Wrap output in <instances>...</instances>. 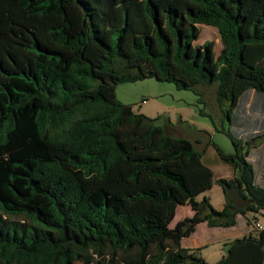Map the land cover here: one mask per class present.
<instances>
[{
    "label": "trees",
    "instance_id": "16d2710c",
    "mask_svg": "<svg viewBox=\"0 0 264 264\" xmlns=\"http://www.w3.org/2000/svg\"><path fill=\"white\" fill-rule=\"evenodd\" d=\"M200 25L217 56L194 45ZM147 78L216 84L228 118L264 94V0H0V264H207L182 239L264 209L247 160L260 136L222 131L239 175L215 180L194 142L117 101ZM214 184L220 210L195 201ZM179 205L193 214L169 228ZM225 246L215 264H264V229Z\"/></svg>",
    "mask_w": 264,
    "mask_h": 264
},
{
    "label": "rangeland",
    "instance_id": "374dc122",
    "mask_svg": "<svg viewBox=\"0 0 264 264\" xmlns=\"http://www.w3.org/2000/svg\"><path fill=\"white\" fill-rule=\"evenodd\" d=\"M200 34L194 42L196 47L206 41L214 43V53L217 56L221 45L215 28L199 26ZM216 84L201 83L188 90H179L172 83L159 82L154 78L118 84L115 97L121 104L130 106L136 114H142L150 120L157 119L156 125L166 128L169 135L184 137L192 142L196 151L201 153V162L208 167L214 179L232 180L238 177V172L231 162L223 161L215 147L225 154H233L234 150L228 136L222 131L230 133L242 141L258 137L251 145L247 158L257 170L260 178L257 183L264 186V94L247 91L240 98L237 108L227 118L224 114L229 107L227 101L221 106L217 102ZM258 103L256 106H252ZM262 177V178H261ZM229 192V191H228ZM234 197L236 205L243 202ZM207 198L211 206L220 210L225 203L223 189L214 184L209 190L195 197L196 202ZM193 214L189 205H179L175 217L169 224H175ZM233 228H209L206 223L195 227V232L181 241L183 247L193 248L205 263L215 264L226 254V243L234 238H240L251 230L252 236H257L264 229V209L258 212L247 211L244 217L239 215ZM258 225L260 228H256Z\"/></svg>",
    "mask_w": 264,
    "mask_h": 264
},
{
    "label": "crops",
    "instance_id": "0c3cea01",
    "mask_svg": "<svg viewBox=\"0 0 264 264\" xmlns=\"http://www.w3.org/2000/svg\"><path fill=\"white\" fill-rule=\"evenodd\" d=\"M253 166V165H252ZM253 168H254V166H253ZM254 172H255V184L257 185V186H259V187H261L258 183H257V181H258V179L260 178V176L258 175V172H257V170L254 168ZM262 178V177H261ZM237 216H239V215H237ZM236 219H237V217H236ZM237 223V222H236ZM231 228H233V227H231ZM230 228V229H231ZM225 229V228H224ZM227 229H229V228H227ZM251 232V230H249L248 231V233L247 234H245L244 236H246V235H249V234H251L250 233ZM234 239H236V238H234ZM233 239V240H234ZM183 240V239H182ZM182 246V245H181ZM183 247V246H182ZM184 248H186V247H184ZM188 248V247H187ZM194 248H197V247H193V248H189V249H194Z\"/></svg>",
    "mask_w": 264,
    "mask_h": 264
},
{
    "label": "built area",
    "instance_id": "2783aa9c",
    "mask_svg": "<svg viewBox=\"0 0 264 264\" xmlns=\"http://www.w3.org/2000/svg\"><path fill=\"white\" fill-rule=\"evenodd\" d=\"M255 227L258 228V229L260 228L258 225H256Z\"/></svg>",
    "mask_w": 264,
    "mask_h": 264
}]
</instances>
